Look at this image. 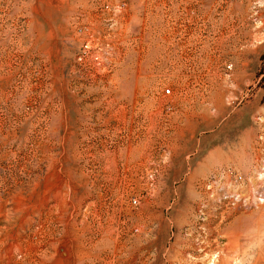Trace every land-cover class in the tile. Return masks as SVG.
<instances>
[{
	"label": "rangeland",
	"instance_id": "obj_1",
	"mask_svg": "<svg viewBox=\"0 0 264 264\" xmlns=\"http://www.w3.org/2000/svg\"><path fill=\"white\" fill-rule=\"evenodd\" d=\"M0 264H264V0H0Z\"/></svg>",
	"mask_w": 264,
	"mask_h": 264
},
{
	"label": "bare ground",
	"instance_id": "obj_2",
	"mask_svg": "<svg viewBox=\"0 0 264 264\" xmlns=\"http://www.w3.org/2000/svg\"><path fill=\"white\" fill-rule=\"evenodd\" d=\"M75 15L77 14L76 13V11H74L73 12ZM72 13V16L74 17V14ZM77 17V16H76ZM75 21H76V24L79 22V20L76 18L75 19ZM76 26H78V24L76 25ZM91 40V39H90ZM100 65H98V67H99ZM234 190V189H233ZM239 191H236V190H234V194H237ZM60 252H61V255H63V256H65L66 255V253H65V250L64 249H61L60 250Z\"/></svg>",
	"mask_w": 264,
	"mask_h": 264
},
{
	"label": "built area",
	"instance_id": "obj_3",
	"mask_svg": "<svg viewBox=\"0 0 264 264\" xmlns=\"http://www.w3.org/2000/svg\"><path fill=\"white\" fill-rule=\"evenodd\" d=\"M165 93H166V94H169V93H170V89H166V90H165Z\"/></svg>",
	"mask_w": 264,
	"mask_h": 264
}]
</instances>
